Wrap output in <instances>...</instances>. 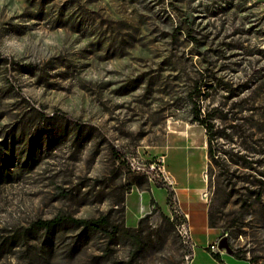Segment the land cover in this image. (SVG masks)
<instances>
[{"label":"rangeland","instance_id":"obj_1","mask_svg":"<svg viewBox=\"0 0 264 264\" xmlns=\"http://www.w3.org/2000/svg\"><path fill=\"white\" fill-rule=\"evenodd\" d=\"M0 264H264V0H0Z\"/></svg>","mask_w":264,"mask_h":264},{"label":"trees","instance_id":"obj_2","mask_svg":"<svg viewBox=\"0 0 264 264\" xmlns=\"http://www.w3.org/2000/svg\"><path fill=\"white\" fill-rule=\"evenodd\" d=\"M63 117V116H62ZM195 121L200 125L203 126L206 133L210 132V127L205 122L201 121L199 119L198 113L195 111ZM209 156L211 158V154L209 153ZM167 192V199H170L172 196V192L169 190H166ZM62 226H72L75 229H80L81 234H93L98 233L101 231H105V228L108 226V219L106 217H100L97 219H74L70 217H63V216H57L52 220L48 221H38L32 225L30 229H28L27 232H30L31 234H36L39 231H44L45 233H50L58 228H61ZM116 233L115 228H111V235H114ZM81 235V236H82ZM12 242L10 241L8 245L12 247ZM208 251V250H207ZM210 258L218 263L219 257L218 255H212L209 254Z\"/></svg>","mask_w":264,"mask_h":264},{"label":"built area","instance_id":"obj_3","mask_svg":"<svg viewBox=\"0 0 264 264\" xmlns=\"http://www.w3.org/2000/svg\"><path fill=\"white\" fill-rule=\"evenodd\" d=\"M187 221L188 220H187V217H186V220L179 226L178 231H179V234L183 236L184 243L189 245L191 243V234H190V230H189ZM209 248L212 251H216L217 250L216 245L210 246ZM187 260H188V258H187Z\"/></svg>","mask_w":264,"mask_h":264},{"label":"water","instance_id":"obj_4","mask_svg":"<svg viewBox=\"0 0 264 264\" xmlns=\"http://www.w3.org/2000/svg\"><path fill=\"white\" fill-rule=\"evenodd\" d=\"M216 247L218 251L223 250L227 255H230L231 253L229 247L227 246L226 240L224 238H221L217 241Z\"/></svg>","mask_w":264,"mask_h":264},{"label":"crops","instance_id":"obj_5","mask_svg":"<svg viewBox=\"0 0 264 264\" xmlns=\"http://www.w3.org/2000/svg\"><path fill=\"white\" fill-rule=\"evenodd\" d=\"M188 216V215H187ZM187 220H188V218H187ZM188 222V227H189V221H187ZM189 229H190V227H189Z\"/></svg>","mask_w":264,"mask_h":264},{"label":"bare ground","instance_id":"obj_6","mask_svg":"<svg viewBox=\"0 0 264 264\" xmlns=\"http://www.w3.org/2000/svg\"><path fill=\"white\" fill-rule=\"evenodd\" d=\"M182 238H183V236L182 235H180ZM183 242H184V238H183Z\"/></svg>","mask_w":264,"mask_h":264}]
</instances>
